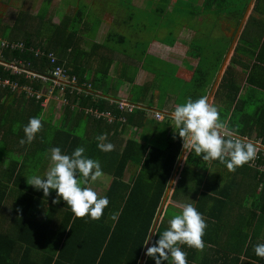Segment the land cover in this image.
Here are the masks:
<instances>
[{
  "label": "trees",
  "instance_id": "1",
  "mask_svg": "<svg viewBox=\"0 0 264 264\" xmlns=\"http://www.w3.org/2000/svg\"><path fill=\"white\" fill-rule=\"evenodd\" d=\"M45 1L51 2V0ZM74 1V10L70 13L73 18H77V21L69 25L64 23L68 21H62L63 17L59 18L62 24L53 23L54 30L45 39V45L43 44L42 25L48 21L47 7L40 8L36 14H24L19 11L13 24L5 26L4 29L0 27V37L10 41H22L25 47H41L46 52H53L57 58V64L62 65L81 80H84L82 74L89 72L87 66L96 62L98 67L92 70V81L96 83L99 77L107 78L109 64L114 59L112 53H115L118 48L117 43L120 44V42L114 39L110 32L103 43L109 53L97 55L93 45L95 54L89 53L81 57V50L75 47L76 42L73 36L78 33L77 31L83 30L81 25H85V22L89 20V15L92 14L94 15V26L90 30L96 31L100 21L97 18L99 15L97 11L110 10L106 3L107 0H93L90 6L82 2L84 12L80 11L82 8L77 5L80 0ZM196 1L187 0L186 4L190 2V6H193ZM96 2L100 8H96ZM113 2L116 4L118 15L131 16L130 0H113ZM257 10H259V5L254 3L252 11ZM190 12L194 14L196 10ZM157 13L158 11L154 10L153 14ZM240 13L241 18L243 10ZM138 22H136L137 27L140 26ZM262 22L261 19L253 17L252 12L248 16L235 41L229 62L213 92L212 105L216 106L220 113V120L225 128L229 129L228 132L247 135L249 138L258 137L264 142V40H260V36L253 38L247 32L248 26L251 28L261 25L260 32H264V22ZM238 24L239 22L236 23L237 26ZM63 30L66 31L65 34ZM210 38L211 35H207L205 38L191 39L188 42L191 49L190 55L198 58L194 67L189 66L192 70L189 83L196 92L190 96L193 100L201 96L205 97L206 93L211 90L213 80L220 69L221 60L228 48L229 41L218 38L211 44ZM136 42L139 44L133 52H136L135 57H139V53L143 55L142 43L138 39ZM193 50L197 52L193 53ZM2 54L4 61H9L14 57L29 60L31 67L39 71H43L49 62L46 56H34L33 53L27 51L3 50ZM235 65H239L247 75L243 84L235 77L233 70ZM0 76H7L1 67ZM35 87L40 88V83H36ZM139 90L142 88H139L133 95V100L137 101L132 102L139 106L131 113H127L126 118L127 124L144 127L146 107L139 104L142 103L138 101ZM94 92L80 96L78 104L109 109L119 116L116 105L109 103V99L113 98L105 92L101 94ZM9 94L20 98L19 100L24 102V109L33 111L29 114L41 119L42 127L35 134L36 141L31 143L32 147L29 150L26 148L30 144L21 147V143L13 144L11 149L6 148V136L11 137L13 143L15 111L8 112L2 108L0 103V123L3 119V122H6L1 130V134L4 135L0 140V264H138L145 246L144 242L153 226L161 200L183 148L182 138L175 132V127H173L175 130H169L165 120H154L149 123L162 128L159 129L162 132L159 139L139 143L134 138H128L121 148L119 144L115 145L114 138L106 136L105 142L112 143L114 147L110 152H102L97 148L96 137L103 133L115 134L121 123L107 124L104 120L94 119L84 114L83 111L73 113L69 107L64 108V114L60 118L53 120L52 102L43 108L39 101L25 98L23 93L13 94L0 88L1 97ZM183 95L181 93V96ZM70 99L73 102L76 98L70 96ZM83 119L85 121L82 125V134L78 135L71 128L80 127ZM86 123L88 126L85 127ZM89 126L92 128L87 130ZM78 146L85 148L86 156L99 160L103 175L110 178L102 194H98V196L107 195L109 200L108 206L98 220H92L87 215L77 218L65 201L56 198L55 190H50V194L45 197L42 190L34 189L27 183V177L25 178V176L37 174L36 170L43 161L45 162L44 172H40L42 174L39 175L49 170L51 167L49 156L52 147H59L62 153L71 154ZM10 153V156H5ZM251 161L236 168L235 171H229L218 160L204 161L194 152L187 153L170 198L177 199L180 194H193L191 182L198 183L199 186L203 185V178L207 174L209 163H211V169H214L215 165H222L227 172L223 176L226 177V183L219 186L211 182L209 183L211 189L209 187L196 189L194 194L197 199L195 200L197 210L202 212L200 205L203 198H207L206 194H248L241 203L251 199L253 204L251 211L258 212L264 225V169L258 168V165L264 167V156L259 155L255 164ZM127 169L132 172L129 178L125 179ZM54 199H58V202L53 203ZM116 213L118 217L113 220L112 216ZM165 216L166 211L164 210L154 230L150 245L159 238V233L166 229ZM255 216L256 213H254Z\"/></svg>",
  "mask_w": 264,
  "mask_h": 264
},
{
  "label": "crops",
  "instance_id": "2",
  "mask_svg": "<svg viewBox=\"0 0 264 264\" xmlns=\"http://www.w3.org/2000/svg\"><path fill=\"white\" fill-rule=\"evenodd\" d=\"M52 1L55 2L56 0H51V2ZM63 1L64 0H59V3ZM186 1L130 0L129 5L131 6V16L119 14L116 16V18L114 12L96 10L98 12L97 14H99L97 15V18L100 19L96 29V36L99 37L102 31L101 40L95 39L96 42L87 40L86 45L88 43L89 50L87 52L81 50V57H83V55L87 56L89 53L94 55L95 51L93 49V45L95 46L94 48L97 55L109 53L107 52V49H105V46H103V43L111 32L114 39L116 38L117 41L120 42L121 46L115 50V53H112L114 54V59L111 61V64H109L107 70V78L114 80H110L108 82L113 85V90H115V95H109L113 99H124L132 103L137 101L133 100V95L137 93L139 88H142V90H139L140 94L138 101H143L144 103L142 102L139 104H143L146 107L143 121L145 122L144 127H136L127 124L126 118L125 124L122 123L123 125H119L118 131L115 134L110 133V136L106 135V133H103L105 136L114 138L116 140L115 145L118 146L119 144L120 148L128 138H134L139 143H144L147 140L153 142V139H159V137L162 136V132L159 131V129L162 128H158L149 123L154 120H165L168 123V129H174V126L172 127L171 125L173 124V121L170 118V113L179 103H184L188 98L192 99L193 97L190 96H193V93L196 94L192 85L189 83L192 73V70L189 69V66L194 67L197 64L198 58L190 55L191 49L188 45L189 40L202 39V37L205 38L207 35H209L206 33H211V39H213L215 36L212 35V32H214L213 30L217 28L218 32L222 34L221 38L225 41H229L227 51L223 58L224 62L234 36L236 34L237 37L240 35L251 12L253 17L261 19V22H264V0H197L196 3L198 5L206 7L205 9L211 13L210 17L206 19L209 23H211V27H200L198 31L200 35L197 36L194 35V32L196 31L195 26L190 25L193 24L194 21L203 23L205 20H201L199 17L197 19L195 17V13H199L198 10H196L194 14L193 12H190L188 16L181 17L183 10H181L180 7ZM86 2L88 6H90L91 3L93 4V0H86ZM254 3L259 5V10L252 11ZM5 4V2H0V5L5 6ZM50 5L52 6L51 3ZM95 6L96 8H99L98 2H96ZM53 7L56 8L55 5ZM70 7H73V5H70ZM136 10L138 11L136 12ZM154 10L158 11V13L155 15L153 14ZM242 10L243 14L240 18V12ZM52 18H54L51 21L52 23H60L54 14ZM185 18L190 20V25L187 26L184 24ZM137 21H139V27L136 25ZM47 22L51 23L49 20ZM104 22L107 23L106 27ZM237 22H239L238 26L236 25ZM241 22L242 25L240 27ZM6 26L8 25L6 24ZM261 26H258L257 28L260 30ZM2 29H4V27H2ZM251 29L252 28H249L248 26L247 32H249ZM253 30H255V28ZM152 33L153 35H151ZM183 33H187V35H183ZM202 33L205 35H201ZM259 33L260 34L257 36H260V40H264V32ZM253 34L254 33L252 31L249 35L251 36ZM88 36L90 37L89 34ZM2 39L8 40L7 38ZM136 39L141 40L143 55L139 53V57L136 56L137 59H139V69L137 71L133 69V72L131 70V75L127 76V74L124 72V63L130 61V58L128 59L126 55L129 57L134 56L135 53L133 50L139 44V42H136ZM173 40L174 42L172 43ZM181 45H184L185 47L183 50L181 49ZM85 48L87 50L86 46ZM121 49L122 51H119ZM192 52L196 53L197 51L195 50ZM231 54L232 50L222 69V73L229 62ZM250 62L252 61L250 60ZM167 63L174 64L177 67L173 69L171 74L168 76L164 72V68L168 66ZM133 64L134 63H132V65ZM97 67L98 66L96 62L92 63L90 66H87V70L89 72H87L86 75L88 80H90L89 83H91L92 91L94 92V90H98L96 92L101 94L103 91L97 87V84L100 82L103 84L104 79L99 77V79L95 81L96 83L92 81V70ZM233 70L235 77L241 84H243L247 75L241 70L239 65L233 66ZM218 72L211 85V90L213 89V91L211 92V90H209V92L205 95L207 102L210 104L213 102V92L222 75L221 73L219 78H217ZM164 79H168L170 82L167 81V84L162 87L163 84L161 81ZM186 84L190 86V90H186ZM164 92L166 94L172 95L170 98H166V101L164 99L162 100L163 104H165L164 107L167 109L164 108L165 110L163 111L154 109L152 104L154 102H160V96L164 94ZM181 93L184 95L181 96ZM173 94H175V96ZM156 96H158L157 99H155ZM19 99L20 98H18L16 95L14 96L12 94L2 95L0 98V103L2 104L1 106L3 109L7 110L8 112H13V110L15 111V122L13 123V126L15 123L20 126H24L26 123H28L29 118L35 117V115H30L33 113V111H28L26 108L24 109V102L20 101L21 99ZM51 104H53L54 109H56L54 103ZM155 112L161 113L160 119H156L154 117ZM42 114L44 113L42 112ZM3 121L4 119L2 122ZM1 123L0 136L2 138L4 134H1V130H3V127H5L6 122H3L2 125ZM75 125H77L76 122ZM86 126H88L87 123L85 127ZM90 128L92 127L89 126L87 130H90ZM224 130L228 131L229 129L225 128ZM11 139V137L6 136V148L11 149V147H9V145L12 144ZM187 153L188 152L182 148L178 158L180 159V162L178 164L177 170L175 171L166 202L159 217L160 220L165 210L166 219L164 223L166 227L168 226L167 221L173 214L179 213L181 207L185 203H193L194 206L196 204L195 200L197 199L196 194L194 193L188 195L180 194L177 199L170 198L173 186L179 177V172L183 166V162ZM127 170L125 171V179H128L130 176V174L126 175ZM247 195L248 194H206L207 198H203V201L200 205L202 211L201 213H203V217L207 223L205 234L202 237L205 247L202 251H200L195 248L182 245V250L187 253V264H264V259L256 256L253 250L254 245L258 243H264V225L262 224L260 216H258V212L251 211V205H253L251 203V199L250 201L241 203V201H244ZM215 198H217V200ZM171 208H174L175 210L171 211ZM254 213H256L255 217ZM163 264H168V262L164 261Z\"/></svg>",
  "mask_w": 264,
  "mask_h": 264
},
{
  "label": "clouds",
  "instance_id": "3",
  "mask_svg": "<svg viewBox=\"0 0 264 264\" xmlns=\"http://www.w3.org/2000/svg\"><path fill=\"white\" fill-rule=\"evenodd\" d=\"M170 118L173 121L172 127L182 138L183 149L188 153L194 152L204 161L218 160L229 171H235L256 158V146L225 131L220 113L216 106L207 102L206 97L186 99L174 108ZM41 127L40 118H29L23 127L24 138L20 143H31ZM106 139L104 134L96 137L97 148L102 152H110L114 147L112 143L105 142ZM84 153L83 146L76 147L71 154L62 153L59 147H52L49 170L43 175L26 176L27 183L36 190H42L45 197L50 194V190H55L56 198L65 201L77 218L87 215L92 220H98L109 200L107 195L98 196L89 183L101 178L103 171L99 160ZM58 199H54L53 203L58 202ZM117 217L118 213L113 214L112 219L116 220ZM167 225L159 233V238L145 250V256L152 258L154 264H163L164 261L168 264H187V253L180 245L200 251L204 249L202 237L207 223L203 213L193 203H185L179 213L171 216ZM149 233L144 244L148 243ZM253 250L256 256L264 259V243L254 245Z\"/></svg>",
  "mask_w": 264,
  "mask_h": 264
},
{
  "label": "rangeland",
  "instance_id": "4",
  "mask_svg": "<svg viewBox=\"0 0 264 264\" xmlns=\"http://www.w3.org/2000/svg\"><path fill=\"white\" fill-rule=\"evenodd\" d=\"M0 2H3V3L5 2L6 3L5 6L4 5H0V27H5L6 24L7 25L13 24L14 21L17 19L19 11H21V13H24V14L25 13L36 14V12L40 8H44V7L45 8L47 7L46 18L49 20V22H51L54 19V18H52L53 14L57 17L58 20H59V18L63 17L62 21L63 20L68 21V22H64L65 24H69L70 25L71 22H72L71 24H74V22L77 21V18H73L71 16V13H73L74 7H70V5L74 6V4H73L75 2L74 0H64L63 2H60V3H59V0H56L55 1L56 3L53 2V1L52 2H46L45 0L44 1H41V0H0ZM82 2L84 4H87L86 0H80L79 3L77 2V5L82 8V9H80V11L84 12L85 10H84L83 6L81 5ZM50 3L52 4V6L50 5ZM106 3L108 5V7H109V10L110 11H114L116 13L115 15L118 16V10L115 7L116 4H114L113 0H107ZM54 5L56 6V8L53 7ZM58 7H59V10H58ZM205 8L206 7H202L201 5H198L197 3H196V5L190 6V2L187 3V4L185 2L180 7V9L183 10L182 16H188L189 12L191 10H198L199 13H195V17L197 19L199 17V19L205 20L203 23H198V22L194 21L193 24L190 25V20L187 19V18L184 19V24L185 25H187V26L188 25H190V26L194 25L195 26L196 31L194 32V35H197V36L200 35V33H198L200 27H202V28L211 27V23H209L206 20L207 18L210 17L211 13ZM100 11H101V9H100ZM102 11L107 12V10H105V9H103ZM85 17H87V16H85ZM194 20H196V19H194ZM45 22H46V24L42 25L43 26V30H44V33H43V36H42L43 39H44L43 40V44L44 45L46 43L45 39L48 38L52 34V32L54 30V25H53L52 22L51 23H48L47 21H45ZM85 23H86L85 25H81V28L83 30L77 31L78 33L73 36V40H75V42H76L75 47H78L80 50H83V51L87 52L89 50L88 43L86 45L87 40L92 41V42H96L95 39L96 40L97 39L101 40L102 31H101V34L98 37V36H96L97 35V33H96L97 31L90 30L91 27L94 26V15L93 14L89 15V20L86 21ZM60 24H62V22ZM104 24H105V27H106L107 23L104 22ZM57 25H59V24H57ZM59 27H60V29H62L61 26H59ZM254 27H255V30H253ZM254 27H251L252 29L248 32V35L253 31L254 34L251 35V36L253 38H256L258 33L260 32V30L256 26H254ZM213 31L214 32H212V35L215 36V37L213 39L210 38L211 44L214 43L213 40L218 39L219 37L220 38L222 37V34L220 32H218L217 28H215ZM63 32H64V34L66 33L65 30H63ZM61 34H62V32H61ZM88 34L90 35V37L88 36ZM206 34L211 35V33H206ZM151 35H153V33ZM183 35H187V33H183ZM201 35H205V34L202 33ZM189 41H191V40H189ZM209 42H208V44H209ZM85 46L87 47V50H86ZM117 46L119 48L121 46V44L117 43ZM184 48H185L184 45H181V49L183 50ZM119 51H122V49L119 50ZM193 51H195V50H193ZM126 57L128 59L130 58L129 59L130 61H127V62L124 63V65H125L124 72H125V74H127V76H130L131 75L130 74L131 70L133 72V69H135L136 71L139 69V62H138L139 59H137V57H135V54L132 57H129L128 55H126ZM132 63H134V64L132 65ZM222 63H223V60H221L220 64H222ZM167 65L168 66H166V68H164V72L168 76L169 74H171V71L173 69L177 68V67H176V65L171 64V63L170 64L167 63ZM219 67H221V65H219ZM219 67H218V69H219ZM72 74H74V73H72ZM77 78H78V81H83L84 83L90 82V80H88V77H87L86 74H82V78H84V80H81L79 77H77ZM110 80L114 81L112 79L104 78L103 84H101V82L97 84V87L101 91L107 93L108 96H110L109 94L115 95V92H114L115 90H113V85L110 84V82H108ZM167 81H169V80L168 79H164V80L161 81V83L163 84L162 87H164L167 84ZM166 89H167V87H166ZM188 89L190 90V86L186 84V90H188ZM162 90H163V88H162ZM96 91H98V90H95V92ZM91 92H93V91H91ZM173 95L175 96V94H173ZM170 96H172V95L171 94H166L164 92V94H162L160 96V102H158V103L154 102L152 104V107H154V109H157V110L159 109L161 111L167 109V108L164 107L165 104H163L162 100L164 99L166 101L167 100L166 98H170ZM157 98H158V96L155 97V99H157ZM110 100H112V99H110ZM136 106H139V105L136 104ZM54 111L55 112H53V120H55V118H57V119L60 118L64 114L65 110H64V108H62L61 110L54 109ZM73 121L74 120L72 119V122ZM84 121H85L84 119H83V121H81L83 123H81L80 127L71 128L72 131L75 132L78 135H81L82 134V125L84 124ZM60 122H62V121H60ZM14 125H15V131H14L15 133L13 135L14 136L13 137V143L9 147H11L15 143L20 144L19 141L22 138H24L23 127L25 125L24 126H20L17 123H15ZM0 138H1V136H0ZM35 141H36V135H35L34 139L32 140V142H35ZM31 143L21 144V147L30 144V146L26 148V149L29 150L32 147ZM2 146L5 149L4 145H2ZM10 155H11V153L7 154L5 156L7 157V156H10ZM44 163L45 162L43 161V163L41 165H39L40 166L39 169L36 170L37 174H42L44 172V167H45ZM208 166L209 167H208L207 174H206L205 178H203V182H202L203 185L199 186L198 183L196 184L194 182H191L192 192L193 193L196 191V189H202L204 187H207V188L209 187L210 188L211 185H209V183L211 184V182L214 183V184H217L219 186H222L223 184L226 183V177H223V176L227 172H226V169L222 165H215L214 169H211V163H209ZM40 172H42V173H40ZM131 172L132 171L130 169H128L127 172H126V175L131 174ZM25 178H26V176H25ZM109 180H110V178L108 176L104 175L103 177H101V179L99 178L96 182L89 183V186L92 187L98 194H102L103 188L109 183ZM205 184H207V185H205ZM174 210H175L174 208H171V211H174ZM143 264H154V261L152 260V258L145 256Z\"/></svg>",
  "mask_w": 264,
  "mask_h": 264
},
{
  "label": "built area",
  "instance_id": "5",
  "mask_svg": "<svg viewBox=\"0 0 264 264\" xmlns=\"http://www.w3.org/2000/svg\"><path fill=\"white\" fill-rule=\"evenodd\" d=\"M3 50L11 52L27 51L33 53L34 56L44 55L49 62L43 71L35 70L31 67L30 61L26 59L14 57L9 61L2 60ZM57 62L53 52H46L44 48L25 47L22 41H10L0 37V67L3 72L7 73L5 77L0 76V88L6 89L13 94L23 93L25 98L33 99L36 102L39 101L40 106L43 108L47 107L52 101L58 110L69 107L73 113L83 111L84 114L94 119L104 120L107 124L114 122L125 123L126 114L131 113L138 107L124 99H109L110 104L116 105V109L119 112V116H117L109 109L80 106L78 100L80 96H86L91 93V83L78 81L76 75L67 71ZM36 83H40L41 87H35ZM70 96H75V101L72 102ZM154 117L160 119L161 113L155 112ZM231 135L245 142H251L256 146L257 154L256 158L251 161L252 164L257 162L259 155L264 156V142L260 138H249L247 135L232 133ZM258 168L264 169L261 165H258Z\"/></svg>",
  "mask_w": 264,
  "mask_h": 264
},
{
  "label": "water",
  "instance_id": "6",
  "mask_svg": "<svg viewBox=\"0 0 264 264\" xmlns=\"http://www.w3.org/2000/svg\"><path fill=\"white\" fill-rule=\"evenodd\" d=\"M242 21H243V20H242ZM241 25H242V22H241V24H240V27H241ZM240 27H239V29H240ZM236 37H237V34L234 36V38H233V40H232V43H231V45H230V47H229V50H228V52H227V56L225 57V60H224V62L222 63V66H221V68H220V70H219V72H218V77H217V78H219L220 74L222 73V69H223V67H224V65H225V63H226V61L228 60V57H229V55H230V52H231V50H232V48H233V45H234V43H235ZM212 91H213V89L211 90V92H212ZM179 162H180V159H178V161H177V163H176V165H175V169H174V171H173V173H172V176H171V179H170V183L168 184V187H167V189H166V191H165V193H164V195H163V198H162V200H161L160 206H159V208H158L157 214H156L155 219H154V222H153V226H152V228H151V230H150L151 233H149L148 243L145 244V246H144V249H143V252H142V254H141V257H140V260H139L138 264H142V261H143V259H144V257H145V250H146V248L150 245L151 238H152L153 233H154V230H155V228H156V226H157V224H158V220H159V217H160V214H161L162 208H163V206H164V204H165V202H166V198H167V195H168V192H169V188L171 187L172 180H173V177H174V175H175V171H176L177 168H178V164H179Z\"/></svg>",
  "mask_w": 264,
  "mask_h": 264
}]
</instances>
